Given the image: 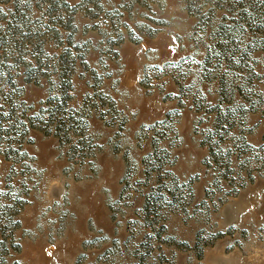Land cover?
I'll list each match as a JSON object with an SVG mask.
<instances>
[{"label": "rangeland", "instance_id": "1", "mask_svg": "<svg viewBox=\"0 0 264 264\" xmlns=\"http://www.w3.org/2000/svg\"><path fill=\"white\" fill-rule=\"evenodd\" d=\"M0 264H264V0H0Z\"/></svg>", "mask_w": 264, "mask_h": 264}]
</instances>
